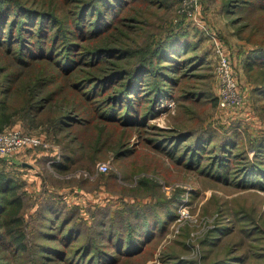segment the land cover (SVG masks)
<instances>
[{
	"label": "rangeland",
	"instance_id": "1",
	"mask_svg": "<svg viewBox=\"0 0 264 264\" xmlns=\"http://www.w3.org/2000/svg\"><path fill=\"white\" fill-rule=\"evenodd\" d=\"M19 1L37 9L61 11L63 15L67 13L65 0ZM130 7L111 38L115 46L128 50L121 55L120 63L123 65L134 59L130 55L133 51L141 58L146 56L172 29L182 26L189 31L195 27L193 21L186 20L181 13L176 0L132 1ZM217 10V5L209 6L205 0H200L197 20L216 31L228 54L233 77L242 91L243 102L239 107H220L215 57L211 43L203 37L204 40L200 38L199 48L194 51L202 55L201 65L186 74L179 88L175 89L178 100H165L155 108L154 115L149 119L152 128L131 132L117 125L94 121L65 129L72 133L71 138L66 140L62 137L63 133H50L54 116L48 107L37 119L28 123L17 118L14 123L6 124L0 115V131L20 130L44 143L36 149L23 147L9 159L0 157V175L4 172L20 179L19 182L23 181L19 196L24 204L22 215L30 239L35 234L34 219L40 213L39 209L50 202L64 206L70 213L75 212L77 222L85 223L88 229H94V233L99 227V222L93 220L94 213L101 212L100 219L105 218L109 227L110 224H121V213L126 209L140 212L143 209L142 213H148L150 219L156 218L154 215L166 216L174 210L176 215L171 221H165L169 224L158 232L145 254L120 264H172L180 259L184 264H224L232 260L238 264L243 253L248 257L243 264H264V188L236 185L242 177L238 174L240 167L243 165L248 169L255 155L251 142L264 141V103L253 95L256 86L264 80V72L258 71L250 77L243 68V58L257 46L251 39L264 37V23L250 20L244 29L250 40L242 39L235 32L237 26L234 27L231 18ZM217 16L219 19H216ZM118 59L115 61L119 62ZM106 65L109 69L116 67L113 63ZM18 67L14 56L0 55L1 89L6 75ZM126 67L130 68L131 63ZM103 70L105 68L90 69L97 76ZM39 72L41 69L37 66L23 68L16 86L7 93L9 103L13 104L11 110L20 104H28V97L33 91L29 85ZM63 78L61 83H65ZM41 90L45 94L52 91L47 86ZM69 91L72 92L62 91L55 95L56 108H62L66 101V109L72 106L85 109L87 105L82 97L73 90ZM173 136L190 137L182 145L200 144L199 160L203 165L217 154L224 152L228 155L223 150L225 147L231 149L228 182L232 184L209 177L198 167L182 166L177 158L184 155L185 146L178 147L173 156L156 148L157 138ZM232 144L240 148H233ZM129 150L132 151L128 155L118 156ZM21 151H25L30 158V161H25L27 164H20L22 170L36 168L31 173L36 175L33 178L36 177L39 183H27L19 164L8 168L9 160L18 157ZM65 154L73 157V161L68 163V168L61 170L56 166L62 165ZM100 164H107L108 169L99 170ZM234 172L237 173V180H231ZM221 228L224 233L215 238L213 234Z\"/></svg>",
	"mask_w": 264,
	"mask_h": 264
},
{
	"label": "trees",
	"instance_id": "2",
	"mask_svg": "<svg viewBox=\"0 0 264 264\" xmlns=\"http://www.w3.org/2000/svg\"><path fill=\"white\" fill-rule=\"evenodd\" d=\"M132 1L147 0H65L66 15L61 11L37 9L19 0H0V55L14 56L19 65L6 75L2 89L0 85V115L6 124L14 123L17 118L27 123L34 121L48 107L54 116L50 133H63L66 140L72 133L65 129L94 121L117 125L131 132L152 128L149 119L155 108L165 100H178L175 89L186 74L201 65L202 55L194 51L204 36L195 27L189 31L182 26L172 29L146 56L141 58L133 51L130 55L134 59L123 65L121 55L128 50L115 46L111 38L124 21L123 14L130 11ZM205 1L209 6H219L220 12L231 18L234 27L237 26L235 32L242 39L250 40L244 33L250 20L264 23V0ZM251 40L257 46L243 58V68L250 77L258 71L264 72V37ZM117 58H120L119 62L115 61ZM110 63L116 67L109 69L106 64ZM129 63L131 67L127 68ZM32 66L39 67L41 72L29 85L33 91L28 104H20L11 110L13 104L9 103L7 93L16 86L23 68ZM100 68L105 70L98 76L90 71ZM62 78L65 83L60 82ZM44 86L51 87L52 91L45 94L41 90ZM69 90L82 97L87 105L85 109L74 106L66 109V101L62 108H56L55 95L62 91L72 92ZM253 95L264 103V80L256 86ZM189 138H157L156 148L173 156L178 147L185 146L184 155L177 158L182 166L198 167L201 173L232 184L228 182L232 150L225 147L223 150L228 155L217 154L203 165L199 160L200 144L182 145ZM251 147L255 149V155L248 169L243 165L240 167L238 174L242 177L236 185L264 188V141L251 142ZM131 151L118 156L128 155ZM63 160L62 165L56 166L61 170L69 167L73 157L65 154ZM236 176L234 172L231 180H237ZM19 180L4 172L0 175V264H120L136 260L145 254L158 232L169 224L165 221H171L176 215L170 210L166 216L154 215L156 218L150 219L148 213H142L143 209H140L142 212L126 209L121 213V224L107 227L106 219H100L101 212H98L93 215V220L99 222L94 233V229L89 227V230L85 223L77 222L75 212L72 214L64 206L50 202L39 209L40 213L34 219L35 234L30 239L22 215L24 204L19 196L23 181ZM87 229L89 232L86 233ZM223 231L218 229L213 236L220 238ZM241 256L238 264L248 258L244 253ZM181 260L172 264H184ZM233 262L224 264H236Z\"/></svg>",
	"mask_w": 264,
	"mask_h": 264
},
{
	"label": "built area",
	"instance_id": "3",
	"mask_svg": "<svg viewBox=\"0 0 264 264\" xmlns=\"http://www.w3.org/2000/svg\"><path fill=\"white\" fill-rule=\"evenodd\" d=\"M180 5L181 13L186 20H192L194 26L202 32L203 36L211 43L215 57V74L218 85V102L221 108L231 109L242 105L243 96L232 73L228 54L220 42L216 31L197 20L200 0H176ZM41 139L28 135L20 130L0 131V157L6 159L23 147L32 149L43 146ZM99 170L106 171L107 164H100Z\"/></svg>",
	"mask_w": 264,
	"mask_h": 264
},
{
	"label": "crops",
	"instance_id": "4",
	"mask_svg": "<svg viewBox=\"0 0 264 264\" xmlns=\"http://www.w3.org/2000/svg\"><path fill=\"white\" fill-rule=\"evenodd\" d=\"M218 9H219V6H218ZM210 10H213V8H210ZM217 11H219V10H217ZM216 19H219V16H217ZM25 161L26 162L30 161V158L26 155V152L25 151H21V153L18 155V157L14 158L13 160H9V162H8V168L10 166H13V165H17L18 166V164H19L20 171L22 172L23 170H22V167H21L20 164H24V163L27 164ZM34 162H36V161H34ZM34 170H36V168L35 169H32V168L28 167L26 170L24 169V171L22 172L23 173L22 174L23 175L22 177H23L24 180H26L27 183H33V182L39 183V181H36V177H35V179L33 178L36 175H33V173H31Z\"/></svg>",
	"mask_w": 264,
	"mask_h": 264
}]
</instances>
